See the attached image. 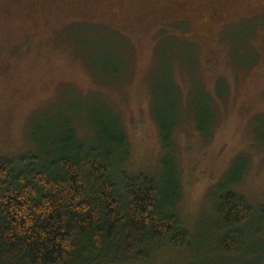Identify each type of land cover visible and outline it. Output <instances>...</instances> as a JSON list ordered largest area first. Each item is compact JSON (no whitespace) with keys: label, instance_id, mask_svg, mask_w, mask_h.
<instances>
[{"label":"rangeland","instance_id":"1","mask_svg":"<svg viewBox=\"0 0 264 264\" xmlns=\"http://www.w3.org/2000/svg\"><path fill=\"white\" fill-rule=\"evenodd\" d=\"M176 38L199 65L185 57L171 74L159 47ZM157 115L177 121L166 148ZM72 118L82 142L97 124L118 135V118L129 148L116 173L176 172L188 246L132 264H264V0H0V158H45ZM227 191L252 209L233 257L214 251Z\"/></svg>","mask_w":264,"mask_h":264},{"label":"trees","instance_id":"2","mask_svg":"<svg viewBox=\"0 0 264 264\" xmlns=\"http://www.w3.org/2000/svg\"><path fill=\"white\" fill-rule=\"evenodd\" d=\"M171 40L160 43L157 66L165 61L172 74L186 57L196 68L198 47L190 40ZM168 87L179 103L171 78ZM156 120L166 148L177 121L166 123L158 115ZM116 121L118 135L97 124L95 140L82 142L72 118L60 141L41 146L51 151L45 158L17 164L0 158V264H132L149 260L161 247L188 246V233L173 211L179 199L175 170L164 183L116 173L129 148ZM39 123L38 117L32 121L30 135ZM228 185L223 183L222 190ZM251 214L242 196L232 191L221 196L214 251L224 257L242 254Z\"/></svg>","mask_w":264,"mask_h":264}]
</instances>
